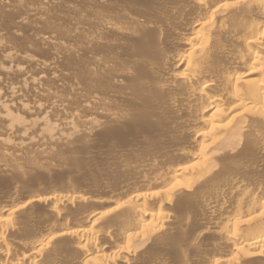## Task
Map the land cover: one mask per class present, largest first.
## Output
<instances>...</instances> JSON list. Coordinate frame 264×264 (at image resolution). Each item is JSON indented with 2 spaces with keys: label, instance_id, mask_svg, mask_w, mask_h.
I'll return each instance as SVG.
<instances>
[{
  "label": "rangeland",
  "instance_id": "374dc122",
  "mask_svg": "<svg viewBox=\"0 0 264 264\" xmlns=\"http://www.w3.org/2000/svg\"><path fill=\"white\" fill-rule=\"evenodd\" d=\"M204 10L206 12L200 8L196 0H0V101L8 108L7 115L0 112V138L5 141L3 144L0 143V205L18 204L20 206L23 201L31 199V201H27L29 204H21L27 206V210L24 209L26 213L30 212L29 209H31V213H24L26 216L22 215L23 212L17 215L16 218L21 222L20 226L24 228L19 226V229L22 230L21 233L17 230L18 228L11 231L7 239L9 244L12 239L14 240L10 244L11 248L15 247L14 245H18L16 247L18 248L22 244L39 241L41 237L44 238L47 235L46 232L51 226L53 228L60 223H66L67 227L78 226L77 224L79 227L87 226L89 225V222L86 223L87 216L98 214V212H104V217H100L103 220L106 217H108L107 219L111 218L108 221L106 219L107 222L102 219L103 222L98 220L96 224L103 226L105 228L103 231H107L110 234L109 238L115 243L118 239L115 240L117 237L113 238V235L117 234L118 225L123 223L121 221L123 216L127 220L132 217L129 216L126 209L122 210L123 207L121 210L125 212L124 215L119 214L120 217L115 214L116 217L113 216L115 212H111V210L114 203L126 200L131 191L134 192L132 194H135L167 189L170 192L173 191L174 194L173 199L171 198L172 201L169 204H164V207L167 205V208L163 210L167 216H170L169 220L171 221L166 226L168 228L164 229L166 234L154 238L155 241L158 240L157 242L152 239L153 242L150 241L144 246L146 254H143L141 258L147 259L148 257L147 264H163L164 261H166L164 263H170L171 260L174 262L170 264H186V262L187 264H207L216 256L225 255V244H223L225 248L223 245L217 246L219 249L216 246L210 248L205 246L207 249L203 247L201 253H197L196 245L198 246V244H195L190 233L193 228L197 227L196 225L204 224V219H207L205 216H209V214H204L205 209L202 206L206 198H209L213 192L222 191L223 186H218L217 180L226 179L225 176L233 170L229 168H232L234 162L236 164L233 168L237 167L239 161H231L232 164L227 162L219 164L226 168L221 166V172H211L214 174L212 177L211 174H208V178L204 177L205 181L202 178V181L199 180L197 184L193 185V188L189 189L181 188L184 186L186 178L178 177L175 181L166 172L169 173L177 165L191 166L193 161L188 162L187 160L186 162L184 157L186 154L187 156L193 154L192 151L195 153L199 148L191 131L180 130L177 125L176 127L174 125L179 120L193 123L195 121L191 120L193 119L191 111L181 107L183 99L180 94H177L180 85L173 79L174 74L179 73V70L173 69L171 62L174 61V57L179 54V51H188L185 46L183 48L179 38H182L181 35L184 37V33L188 34L187 28L193 20H206L213 17L212 14H207L209 12L207 6ZM153 18L158 21L155 23L156 26L149 22ZM188 22L189 24H187ZM213 52L209 53L208 58L216 57L214 62L218 63L221 56H216L215 52L213 55ZM222 57L225 56L222 55ZM170 60L173 61L170 62ZM207 68H198L196 71L203 73ZM37 72H41L39 73L40 79L32 82L38 76ZM173 87L175 89H172ZM170 90L175 92L171 93ZM10 91H13L14 95L10 96ZM173 94L174 96L171 98L175 103L167 97ZM175 94L178 96L176 97ZM179 100H182L181 103ZM162 114L164 118L166 116V121ZM182 116L183 118H181ZM187 117L189 118L187 119ZM140 124L144 125L140 126ZM154 129H158V131ZM114 131L121 134L118 135ZM250 135L249 133L242 136V139L239 140L242 145L240 144L237 150L242 161L253 165L250 175H245L242 182L249 188H254L255 180L253 179H256L257 184H260L257 188L263 193L264 156L247 144ZM203 142L204 145L210 147V140ZM245 142L247 143L245 144ZM181 151L185 152L182 154L184 156L181 155ZM225 151L221 148L214 153L224 155ZM119 155H125L127 161L125 156V159H122ZM119 158L122 159L121 163ZM152 159L156 167L151 165ZM141 162L144 164L141 165ZM125 164L128 168L124 167ZM157 165L159 169H155L158 168ZM160 167L166 173L155 171L160 170ZM124 169H129V171ZM150 173H152L151 176ZM187 176L190 177V171L185 177ZM146 178L147 180H145ZM159 180L162 182H158ZM163 180L166 181V184ZM211 180L216 181L213 184L214 181L211 182ZM202 182H205L204 185L206 182L212 184L204 186ZM218 183L220 184V182ZM174 184H178V186L180 184L181 187H174ZM33 187L38 188L35 193H33ZM134 187L136 189H133ZM209 188L212 190L210 189V191ZM58 193L60 196L62 193L64 196L84 195L89 201H85L86 204L82 202L80 205L77 202L78 207L75 204L76 201L69 203L71 206L68 204L67 207L70 206L71 209H73V203L75 204L73 205L74 212L68 207L72 213L66 211L64 216H61L63 220L60 217L58 220L52 219L51 216H47L49 214L48 206L51 203L42 205L40 200L43 202L44 197L50 199L53 196H58ZM28 194L33 196H28ZM46 195L48 196L46 197ZM105 198L112 199L114 203L111 201L112 205L105 207L108 202ZM32 199L33 201L37 199L38 202H33ZM92 199L98 203L94 202L93 204ZM237 199L241 200L237 194H228L222 198V203L216 202L219 206L214 203L215 206L212 209L227 203L225 207L228 208L222 206L225 210L229 209V206L230 209H235ZM100 200L104 201L101 203ZM30 203L31 205L35 204V206L33 205L34 209L29 208ZM36 203H40L42 206L40 204L38 206ZM98 204L104 210L98 207L100 209L98 211L96 206ZM155 205L151 209L154 213L157 209ZM43 206L48 212L47 215L41 209ZM86 207L88 208L86 209ZM92 208H96L97 212ZM105 211H108V214ZM122 211L116 213H122ZM83 213L84 215H82ZM127 213L128 215H126ZM184 214H192L193 216H190L193 221L190 222L191 225L188 224L190 227L181 230V234L173 227L174 221L182 220ZM22 216L24 217L22 218ZM24 218L26 219L23 220ZM118 218H120L119 221L116 220ZM126 218L123 219L125 223ZM111 220H113V225L117 222L120 223L114 227L111 225ZM201 220L202 222H200ZM103 227H99L100 231L96 227L97 233L103 234V231L101 232ZM107 227L109 231L106 230ZM15 231H18V237ZM172 231L174 234L171 233V236L170 232ZM218 231L214 232V235ZM30 232L31 234H29ZM164 235L170 236V239L167 236L164 237V241H169V243L162 240ZM214 235L212 236L214 237ZM20 237L26 239L22 241ZM109 240L105 244L99 245L101 247L98 250L101 253L109 254L111 252L113 254L124 246V243L120 241L116 243H119V247ZM187 240L191 241L188 246L185 245ZM62 242L64 241L60 242L59 240L56 242L57 245L55 244L56 247H59L60 253H64L68 258L71 257L77 264L80 263L78 252L70 245H66V247L65 242L63 244ZM176 243L181 245L175 246ZM166 244H170V246ZM147 248L151 250L149 253ZM187 248L189 249L187 250ZM155 250H157V255H154L156 254ZM181 250L182 252L185 250V255ZM219 250L221 253L218 254ZM71 252L74 256L70 254ZM179 254H183V256ZM67 257L65 256V258ZM153 258H156V261L153 262ZM56 262L55 264H65L61 260H56Z\"/></svg>",
  "mask_w": 264,
  "mask_h": 264
},
{
  "label": "bare ground",
  "instance_id": "6f19581e",
  "mask_svg": "<svg viewBox=\"0 0 264 264\" xmlns=\"http://www.w3.org/2000/svg\"><path fill=\"white\" fill-rule=\"evenodd\" d=\"M196 2L197 4H199L200 8L203 11H205L204 9L207 6L208 11H209V12L207 11L208 12L207 14L210 13L212 14L213 17H211L210 19H206V20H193L192 23L190 22L191 24L187 28L188 36L184 33L183 35H185L186 37L185 36L183 37L181 35L182 38H179L181 39L183 48L185 46V48H187L188 51H184V52L179 51V54L175 55L174 61L170 60V62L173 61L171 62L173 65L172 67L173 69L179 70V73L174 74L173 79L178 83V85H180L179 86L180 89L178 88L179 90L177 91V94H180L181 98L183 99V102H182L183 106L181 107H185V110L187 109L188 111H191L190 114H191V117L193 118L191 120L195 121L193 123V122H183V121L181 122L179 120L174 125L175 127L177 125V127L180 128V130L182 129V130H185L186 132L191 131L193 133L191 135H193L196 142H198L197 147L199 148L196 149L197 151L195 153L194 151H192L193 154H190L189 156H187L186 154L184 157L186 158L184 160L186 162L187 160L188 162L193 161L191 166L188 167V166H183V165L182 166L177 165V166H174L169 173L168 171L166 172L168 176L174 180L178 177H182L184 179L186 178V181H184L185 182L184 186L181 187L180 184L179 186L178 184H174L175 185L174 187L176 186L178 188L186 187L187 189H189V188H193L194 187L193 185L197 184V182H199V180H201L202 178H203V181H205L206 178L204 179V177H207V176L209 177L211 172L213 171L215 173L221 172L220 167L222 165L219 166V164H224V163L226 164V162L230 164L231 161L238 160L239 162H238L237 167L233 168V166L236 164L234 162L233 163L234 165L232 166V168H229V169H233L231 170L230 174L226 176L224 175L225 173L223 174L226 177V179L223 180L221 178L222 181L221 180L219 181L217 180V178H215L217 180L216 183L218 184V186L222 185L223 189L222 191H219V192H213V194L209 198L207 197L208 200L205 197L206 200L205 201L203 200L204 203L202 206L205 209L204 214L205 213L209 214V216L203 215L207 217V219H204L203 221L204 224H199V226L196 225L197 227L193 228L192 233L190 234H192L195 244H198V246L196 245L197 253H201L200 251L203 249V247L205 248V246L209 248L216 246L217 248V246H221L223 244L226 245V249H225L226 251L224 250L226 252L225 255L222 254V255L216 256L215 258H213L212 261L210 260L209 262L205 258V260L208 262V263L206 262L207 264H264V192L261 193L258 190L257 187H259L260 184H257L256 179H253L255 180L254 188H249L242 182L243 181L242 179L245 175H250L251 171L253 170V165H250L249 163L242 161L240 159L241 155L237 154V150L239 149L240 144L242 145V143L239 140L242 139L243 135L250 133L251 137L249 136V139H247L248 143L245 142V144L247 143L251 145L253 149L254 148L257 149L258 153L264 156V0H196ZM155 18L149 21L150 23L152 22L154 24L153 26H156L155 24L156 22L158 23L157 19ZM187 24H189V22ZM185 27L183 28L185 29ZM183 32H185V30H183ZM213 51L215 52L216 56H219V57L221 56L220 57L222 58L221 62H220L219 57H218L219 58L218 63L217 61L214 62L216 57L208 58L209 53L211 54ZM214 52H213V55H214ZM222 55L225 57H222ZM206 57L208 59H205ZM170 62L168 63L170 64ZM207 64L209 65L207 66ZM204 67L205 68L208 67V68L207 70L205 69L203 73H198L196 71L198 68H204ZM39 70L40 69H38V71ZM39 73L41 72H37L38 78L36 76H35L36 79L32 78L33 79L32 82L38 81L40 79ZM173 85L175 86V83H173ZM172 89H175V87H173ZM173 92L175 91L172 90L171 93ZM9 95L10 96L14 95V92L10 91ZM171 96L173 97L174 94L167 96V97L171 98ZM177 96L178 95H176V97ZM170 100H173V103H175L173 98H171ZM179 101L181 103L182 100H179ZM7 111H8V108H6V106L3 105V103L0 101V112L3 115H7ZM162 117H163V114H162ZM189 117H187V119ZM181 118H183V116ZM65 124H68V123L65 122ZM142 125L140 124V126ZM155 131H158V129H156ZM115 133L118 134V132H115ZM206 140H210L211 142L210 147L204 145L205 143L203 141H206ZM0 143L3 144L5 143V141L0 138ZM221 148L222 150L223 149L226 150L224 155H221L222 153L221 154L214 153V152H217V150ZM185 151L187 152V150ZM183 153L185 152H182L181 155ZM216 154L218 155L216 156ZM124 156H121V158L125 159L126 156L125 157ZM144 158H141V159H144ZM122 159L119 158L120 163ZM126 161H127V157H126ZM142 163L143 162H141V165ZM152 163L151 165L155 164L154 161ZM136 164H137V161H136ZM151 165L150 167L151 169H153ZM158 165L160 164L158 163ZM128 166H130V164ZM124 167H126V164L124 165ZM154 167H156V165H154ZM223 167L224 166H222V168ZM155 169H159V166L158 168H155ZM161 169L155 170V171H160V173L162 171L163 173H166L165 170H163V168ZM124 170L129 171V169H124ZM195 170L196 171L198 170V171L196 172ZM222 170L224 171L226 169H222ZM145 171L149 175V172H147L146 169ZM188 171H190V177L189 176L185 177ZM237 171L242 174L240 175ZM151 174L152 173H150V176ZM212 174H211V177H212ZM158 175H161V174L158 173ZM163 175L165 176V174ZM224 176L223 178H225ZM161 177L163 176L161 175ZM145 180H147V178ZM216 180H211V182L214 181L213 182L214 184ZM158 182L161 183L162 180L161 181L159 180ZM165 182L166 181H164V184H166ZM218 182H220V184ZM202 183L204 185L205 182H202ZM164 184L162 183V186H164ZM207 184H212V183L206 182V185L204 186H207ZM171 186L173 188V183ZM36 188L33 187L34 189L33 193L36 192L35 191ZM166 188H169V187H166ZM133 189H136V188L134 187ZM210 189L212 190V188H209V190ZM191 190L193 192V189ZM30 192L32 191L30 190ZM132 192L133 191H131L130 193L132 194ZM232 193L237 194L241 199L239 201L237 199L235 203L236 204L235 209H230V206H229V209L225 210L224 207L227 206L228 203L226 205L223 204L224 207H222L223 205L221 204V207L216 206L217 209L216 207L212 209V207L215 206L213 205L214 203L216 202L222 203V198ZM131 194L129 197L126 198V200L122 202L119 201L120 203L119 202L114 203L112 199L107 200L105 198L106 201L108 202L110 201L109 203L107 202V205L105 207L111 206L112 203H114L115 205L118 204V206H115L114 204H113L114 206H112L111 212H115L113 216H115V214L118 216H120L119 214L124 215L125 212L123 211L124 209H126L130 214L129 216L132 217V219H129L128 217V219L131 220L130 222H127L129 220H127V218L123 216V219L126 218V223L123 219L121 220L123 223L119 225L117 223H120V222L114 223V225L115 226L118 225V227H117V234H114L116 236L113 235V238L117 237L115 240L118 239L117 242L120 241L124 243V246L122 247L121 250L119 251L117 250L118 252L116 253L112 252L113 254H111V252L109 254L108 253L103 254L98 250V248L101 247V246L99 247V245L103 243L105 244L107 240L110 239L109 238L110 234L107 231H103L105 230V228L103 226H98L96 224L98 220H101V219L103 220V218H100V217L105 215L104 212H98V214L94 213L90 215L89 214L90 211L88 212L90 216L88 215L86 218L87 219L86 223L89 222V225L87 226L83 225L79 227V224H77L78 226L67 227L65 225L66 223L64 224L60 223V224L55 225L53 228H51L52 226L50 224L51 227L49 230H47L46 232L47 235L45 234L46 236H44V238L41 237L40 240L38 239L39 241H37L36 239H35L36 241L31 240L33 242L28 241L29 243H27L26 245L25 244H22L21 246L19 245L20 247L18 248H16L18 245L17 246L14 245L15 247L11 248L10 244H12V241L14 242V240L12 239L10 244L7 240L11 231L16 230L17 228H18L17 230H19L20 233L22 231L19 229V226L21 224V222L19 221L20 219L16 217L20 213L22 214V212H23L22 215H25L24 213L26 212L24 211V209H26L27 206L25 207L24 205H21V204L25 203L26 205L27 201H31V199L30 200L26 199L27 201L26 202L23 201V203H21L20 206H18L17 203H16L17 205L10 204L9 206L0 205V264H55L56 260L57 261L61 260L65 264H77L76 262L73 261L71 257L68 258L67 255H65L64 253L62 254L60 253L61 251L59 250V247L58 246L56 247L57 245L56 242L59 240L60 242L61 240L64 241L65 246L70 245L72 249L78 252L79 257H80V263L78 264H117V263L147 264L148 257L147 259H145V257L141 258L143 254H146L145 253L146 249L144 250L143 248H146L144 246L148 242L150 241L153 242L152 239L165 233L164 229L166 228L167 225H169L168 223L171 220H169L170 216H167V214L163 210L167 208V205L164 207V204L165 203L169 204V202L172 201L174 193L173 191L170 192L167 189L166 190L161 189V190H156V191L154 190V192H151V193L140 192V193H135L132 195ZM196 194H197V191H196ZM30 195L31 194H28V196ZM47 196L48 195H46V197ZM35 201L38 202L37 199ZM74 201H76L75 204H77L78 202L80 205L82 204V202H84L83 204H86L85 201H89V200L84 195L73 196V194L72 195L70 194L68 196L66 195L64 196L62 193V195L60 196L58 193V196H53L50 199L44 197L43 202L42 200H40V203L42 205H44L45 203L47 204L48 202L51 203V205L48 206V210L46 208V210L49 212L48 215H47L48 212L45 211V207H47L46 205L45 207L43 206L44 209L43 207L42 208L40 207V208L43 210V212L45 211L46 213L45 215L51 216L52 219L58 220L59 217L62 219L61 216H64L66 211L70 212L71 210L74 212L75 208L73 205L75 204L73 203L72 205V208L74 210L70 208L71 205L69 204ZM102 201L100 200L99 202L102 203ZM111 201L113 202L111 203ZM92 202L93 204L94 202H96V204L98 203L97 201H94L93 199H92ZM31 203H30L29 208H33V205L35 206V204L31 205ZM40 203H36V205ZM217 203L216 205H218ZM68 204L70 205L68 206L70 210L67 207ZM99 204L96 205L97 209L99 207ZM154 205L157 206L155 213L151 211L152 206ZM101 206L103 208L104 204ZM77 207H78V204H77ZM121 207H123L122 208L123 211L121 210ZM87 208L88 207H86V209ZM225 208H228V207H225ZM231 208H232V205H231ZM41 209H39V211ZM92 209L95 210L96 208H92ZM100 209H98V211H100ZM108 209L110 210L111 208H108ZM29 210L30 212L27 211V213L28 212L31 213V209ZM101 210H104V209H101ZM85 211L83 212L86 213ZM95 211L97 212V210ZM117 211H120V212L122 211V213H116ZM107 212L105 211V213ZM84 213L82 215H84ZM126 215H128V213ZM190 215L184 214L183 219L181 218L182 220H177V222L175 220L174 221L175 225L173 229L181 232V230L183 231L185 227L188 228L189 226L188 224L191 221H193L191 220ZM195 216H197L196 213H195ZM23 217L24 216H22V218ZM22 218H21V221H22ZM26 218H24L23 220H25ZM107 218L108 217H106V219ZM106 219L103 221L107 222L111 218L107 219V221ZM119 219L120 218L116 220L119 221ZM113 220L115 221V219ZM113 220H111L112 221L111 225H113ZM64 221L67 222V220H64ZM200 222H202V220ZM69 223L71 224V222ZM191 224L192 223H190V225ZM23 225L25 226V224ZM95 226L98 227L97 229H99V231H100L99 227H103L104 229L101 230V232L103 231V234H99L100 232L97 233L96 231L97 229ZM20 227L24 228L22 226ZM106 230L109 231L108 227ZM216 231H218V233L214 235V232ZM171 233L174 234L173 231L170 232V235ZM29 234H31V232ZM27 235L28 234H26V236ZM212 235H214V237ZM166 236L168 238L170 237L168 235ZM166 236L165 235L163 236L162 238L163 241L165 239L164 237ZM17 237H18V233H17ZM175 238H176L175 240H177V237ZM21 239L22 241H24V239L26 238L24 239L21 238ZM160 240L159 242H161ZM189 241L187 240L186 242L187 244L185 243L186 246H188V243H191V241L190 242ZM64 242H62V244ZM111 242H113V240H111ZM117 242L115 243L113 242V243L116 244ZM16 243L19 244L20 242L19 243L16 242ZM113 243H112V246L114 245ZM166 243H169V241ZM178 243H179V240H178ZM116 245L120 247L119 243ZM166 245L170 246V244H166ZM179 245H177L176 243L175 246H179ZM176 248L177 247H175V250ZM183 248L185 247L183 246ZM188 249L189 248H187V250ZM149 250L147 248L148 253H149ZM156 251L157 250H155L154 253L156 254L154 255H157ZM184 251L185 250H183L182 252L181 250V252L185 255ZM176 252H178V250H176ZM176 252H173V253L175 254ZM219 253H221L220 250L218 254ZM70 254L74 256L72 252ZM183 254L182 255L179 254V255L183 256ZM65 256L67 258H65ZM192 256H195V255L192 254ZM167 257H171V256H167ZM149 258L151 257L149 256ZM177 259L179 258L177 257ZM182 259L184 260V258ZM207 259L209 260V258ZM154 261H156V258H153V262ZM164 262L162 263L170 264L171 262L173 263L174 261L171 260L170 263H164ZM158 263H160L159 260H158Z\"/></svg>",
  "mask_w": 264,
  "mask_h": 264
}]
</instances>
